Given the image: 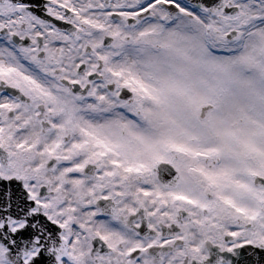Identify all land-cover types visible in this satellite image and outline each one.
<instances>
[{
  "label": "snow or ice",
  "instance_id": "6c2138e0",
  "mask_svg": "<svg viewBox=\"0 0 264 264\" xmlns=\"http://www.w3.org/2000/svg\"><path fill=\"white\" fill-rule=\"evenodd\" d=\"M0 264H264V0H0Z\"/></svg>",
  "mask_w": 264,
  "mask_h": 264
}]
</instances>
